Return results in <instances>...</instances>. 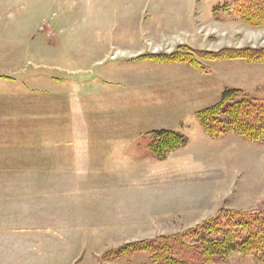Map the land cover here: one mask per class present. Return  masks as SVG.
<instances>
[{
    "label": "rangeland",
    "instance_id": "374dc122",
    "mask_svg": "<svg viewBox=\"0 0 264 264\" xmlns=\"http://www.w3.org/2000/svg\"><path fill=\"white\" fill-rule=\"evenodd\" d=\"M228 1L0 0V165L39 150L54 151L51 163L61 166L66 151L81 159L80 142L69 135H128L115 141L105 165L48 172L58 181H89L88 201L73 203L72 220L84 212L78 224L92 235L69 238V193L60 189L57 203L27 202L36 211L18 220L4 211L17 201L0 196L1 243L45 232L59 244L70 239L69 264H101L114 248L183 232L223 207L264 210V142L234 133L211 139L197 116L226 89L264 101V65L201 60L212 72L205 75L187 64L141 59L179 46L264 48V27L214 12ZM161 129L189 138L162 162L150 150V133ZM18 179L0 172V181ZM39 206L64 219L35 221ZM111 264L154 263L143 253ZM210 264L261 263L233 254Z\"/></svg>",
    "mask_w": 264,
    "mask_h": 264
},
{
    "label": "trees",
    "instance_id": "16d2710c",
    "mask_svg": "<svg viewBox=\"0 0 264 264\" xmlns=\"http://www.w3.org/2000/svg\"><path fill=\"white\" fill-rule=\"evenodd\" d=\"M214 12L232 15L249 27H264V0H229ZM157 63H183L201 74L211 75L203 61H245L264 65V48H224L202 51L179 46L171 54L141 57ZM204 132L211 139L234 133L250 142H264V101L241 90L226 89L212 107L197 113ZM150 150L158 161L186 147L189 138L172 130L152 133ZM147 254L154 264H210L233 254L255 255L264 264V210L241 211L221 208L195 227L172 235L125 243L101 256V264H111L135 254Z\"/></svg>",
    "mask_w": 264,
    "mask_h": 264
},
{
    "label": "crops",
    "instance_id": "0c3cea01",
    "mask_svg": "<svg viewBox=\"0 0 264 264\" xmlns=\"http://www.w3.org/2000/svg\"><path fill=\"white\" fill-rule=\"evenodd\" d=\"M142 134L144 133L135 135L134 139L138 140ZM119 136H98L89 133L69 135V140L73 139L74 141L80 142V147L75 148V153L76 155H81V159L72 158L71 153L66 151L69 157L63 161L58 160L59 163H63L61 166H58L56 163H51L52 161H56L51 157L54 151L48 153L47 151L39 150H29L28 153L21 155L17 164L0 165V172H15L19 174L17 181H0V196L17 201L16 205H6L8 206V210L4 208V211L7 214L9 213L10 217L14 215L13 217L17 220L30 218V213L35 212L36 208L31 207V205L27 206L28 203L35 201V199L37 202L53 201L57 203L58 196H62L60 189H66L64 190L66 191L65 194L68 196L69 193V238L73 236L92 235L88 234L87 231H82V226L78 224L79 221L83 220L84 212L80 214V219L77 223H74L72 220L73 203L83 204L88 201L86 198L90 194L89 181H58L52 179V175L48 172H58L59 170H69L70 172L80 166H85L90 169L97 165H105L107 158L118 150L115 146V141L117 142L128 135ZM47 155H50L48 160L44 157ZM115 163L121 164V161L118 159L114 162V165H117ZM68 188L69 192L67 190ZM24 200L25 202H22ZM191 201L196 206L201 203V201L197 200ZM150 205L153 208L154 201ZM38 208L41 211L37 215L35 213V221H56L64 219L58 212L45 213L42 211L44 207L39 206ZM75 226L79 230L71 231V228ZM36 229L38 230V228ZM47 235L45 232L38 231L34 234L27 233L20 236V238H15L13 239V243H7V240L6 243H1L0 240V264H69L74 257L69 254V251H72V248H69L70 239L66 244H59L54 239L47 237ZM45 255L48 257H45Z\"/></svg>",
    "mask_w": 264,
    "mask_h": 264
}]
</instances>
